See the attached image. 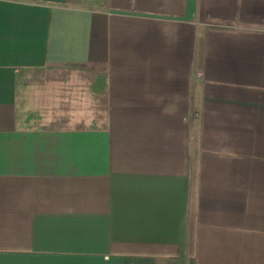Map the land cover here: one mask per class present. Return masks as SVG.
Listing matches in <instances>:
<instances>
[{"label": "crops", "instance_id": "1", "mask_svg": "<svg viewBox=\"0 0 264 264\" xmlns=\"http://www.w3.org/2000/svg\"><path fill=\"white\" fill-rule=\"evenodd\" d=\"M0 264H264V0H0Z\"/></svg>", "mask_w": 264, "mask_h": 264}, {"label": "rangeland", "instance_id": "2", "mask_svg": "<svg viewBox=\"0 0 264 264\" xmlns=\"http://www.w3.org/2000/svg\"><path fill=\"white\" fill-rule=\"evenodd\" d=\"M45 89L42 90V92L45 94L42 95V94H39L38 97H42L44 96V103H46V101L49 103V105L51 104V82H48L47 83V87L45 86L44 87ZM34 91H29V94H28V104H31V102H34V99L32 100V98L34 97V94H32ZM32 105V104H31ZM33 108H37V106H35V104H33ZM41 108V107H40ZM44 111V110H43ZM44 116H45V111H44ZM48 118V116L44 117V119Z\"/></svg>", "mask_w": 264, "mask_h": 264}, {"label": "built area", "instance_id": "3", "mask_svg": "<svg viewBox=\"0 0 264 264\" xmlns=\"http://www.w3.org/2000/svg\"><path fill=\"white\" fill-rule=\"evenodd\" d=\"M201 76V73H199V72H197L196 74H195V77L196 78H199Z\"/></svg>", "mask_w": 264, "mask_h": 264}]
</instances>
